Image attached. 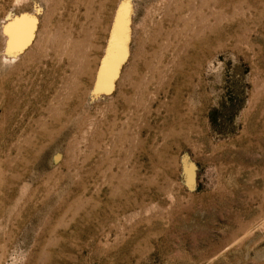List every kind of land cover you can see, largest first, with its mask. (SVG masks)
<instances>
[{
    "label": "rangeland",
    "instance_id": "374dc122",
    "mask_svg": "<svg viewBox=\"0 0 264 264\" xmlns=\"http://www.w3.org/2000/svg\"><path fill=\"white\" fill-rule=\"evenodd\" d=\"M0 264H264V0H0Z\"/></svg>",
    "mask_w": 264,
    "mask_h": 264
}]
</instances>
